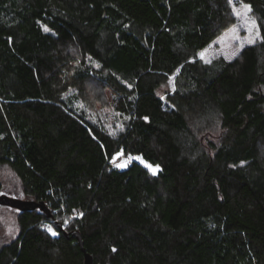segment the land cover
I'll list each match as a JSON object with an SVG mask.
<instances>
[{"label":"trees","instance_id":"obj_1","mask_svg":"<svg viewBox=\"0 0 264 264\" xmlns=\"http://www.w3.org/2000/svg\"><path fill=\"white\" fill-rule=\"evenodd\" d=\"M242 1L261 39L207 63L231 0H0V165L52 212L16 209L0 264H85L74 230L91 264H264V0Z\"/></svg>","mask_w":264,"mask_h":264},{"label":"rangeland","instance_id":"obj_2","mask_svg":"<svg viewBox=\"0 0 264 264\" xmlns=\"http://www.w3.org/2000/svg\"><path fill=\"white\" fill-rule=\"evenodd\" d=\"M234 12V23L225 31L218 35L210 45L199 52V57L207 63L223 57L228 60L236 58L241 51L248 45L256 43L261 39V30L258 19L252 14V10L248 11L245 6H249L242 0H231ZM251 9V7H250ZM175 77L171 76L169 81L163 84L159 89V94L166 96L168 92L175 89ZM91 89H87V103L92 108H88L90 118L101 119L109 129L117 130L118 125H115V120L111 117L112 108L104 103L106 100L94 94ZM81 106L85 102L79 103ZM107 106V107H106ZM88 107V106H87ZM145 163V162H144ZM119 165H125V158H120L117 161ZM148 167L149 164L145 163ZM157 172V167H149ZM0 193H5L8 196L29 199L24 193L23 185L18 175L6 165H0ZM18 210L0 206V248L6 242L15 239L20 232Z\"/></svg>","mask_w":264,"mask_h":264},{"label":"water","instance_id":"obj_3","mask_svg":"<svg viewBox=\"0 0 264 264\" xmlns=\"http://www.w3.org/2000/svg\"><path fill=\"white\" fill-rule=\"evenodd\" d=\"M0 205L15 208L21 211L39 209L44 211L48 216H52L50 207L46 204L45 201H38L34 199H21L16 197L8 196L5 193H0ZM72 236H75L78 239V243L82 251L85 253V264L92 263V255L86 251L84 246V239L79 230H74L71 232Z\"/></svg>","mask_w":264,"mask_h":264},{"label":"snow or ice","instance_id":"obj_4","mask_svg":"<svg viewBox=\"0 0 264 264\" xmlns=\"http://www.w3.org/2000/svg\"><path fill=\"white\" fill-rule=\"evenodd\" d=\"M245 8H246L248 11L251 10L249 6H245ZM47 30H48V29H45V31H47ZM148 167H151V166H148ZM153 174H155V170H154V169H153ZM49 231H51V228H50V227H49ZM52 234L55 235V232H53ZM114 251H115V249H114Z\"/></svg>","mask_w":264,"mask_h":264}]
</instances>
